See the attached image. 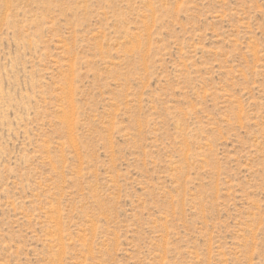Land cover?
I'll use <instances>...</instances> for the list:
<instances>
[{
  "label": "rangeland",
  "instance_id": "374dc122",
  "mask_svg": "<svg viewBox=\"0 0 264 264\" xmlns=\"http://www.w3.org/2000/svg\"><path fill=\"white\" fill-rule=\"evenodd\" d=\"M0 264H264V0H0Z\"/></svg>",
  "mask_w": 264,
  "mask_h": 264
}]
</instances>
